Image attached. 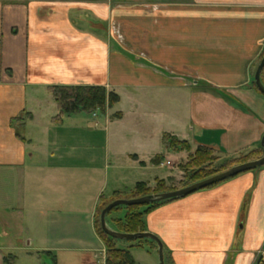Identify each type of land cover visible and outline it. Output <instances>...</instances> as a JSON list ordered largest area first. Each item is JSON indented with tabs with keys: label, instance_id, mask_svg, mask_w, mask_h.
<instances>
[{
	"label": "crops",
	"instance_id": "1",
	"mask_svg": "<svg viewBox=\"0 0 264 264\" xmlns=\"http://www.w3.org/2000/svg\"><path fill=\"white\" fill-rule=\"evenodd\" d=\"M263 55L264 0H0V264H105L102 200L173 188L198 147L262 148ZM52 87L119 102L56 122ZM165 134L190 152L166 150ZM143 222L164 264H264V166Z\"/></svg>",
	"mask_w": 264,
	"mask_h": 264
},
{
	"label": "trees",
	"instance_id": "2",
	"mask_svg": "<svg viewBox=\"0 0 264 264\" xmlns=\"http://www.w3.org/2000/svg\"><path fill=\"white\" fill-rule=\"evenodd\" d=\"M264 56V55H263ZM263 58V57H262ZM261 82L264 86V69L261 72ZM253 88L259 92L253 84ZM50 93L53 96V99L58 107L59 116L56 118V122H58L61 117H69L77 114H93L100 113L104 114L107 108H112L119 102V98L117 95L113 93H107V91L102 87H52L50 88ZM260 93V92H259ZM162 144L164 148L168 151L178 153L181 151H189V144L185 141H179L178 139L171 137L170 135H163ZM211 149L206 147H198L193 155H190L188 158V163L184 168V171L190 174V183H195L198 181L205 180L207 178L213 177L217 175V172L204 174L203 167L206 161H210L213 155ZM253 153H250V157ZM249 161L247 158H242L237 161L236 164H243ZM211 162V161H210ZM236 162V161H233ZM235 164V165H236ZM230 180V179H228ZM226 180V181H228ZM223 181V182H226ZM223 182L212 185L206 189H211ZM170 192V190H166L161 182L157 184L156 190L151 192L147 189L146 185L138 184L134 188L133 192L129 194L128 197L123 198L121 195L117 194L114 197V200H130L136 199L140 197H145L148 195H156L160 193ZM175 200V199H174ZM173 200L164 201V202H156L149 205L143 206H131L125 207L127 213L124 218V222L114 221L116 232L125 233V234H137V233H146L143 217L148 214L152 210L158 208L159 206L171 202ZM106 201H101L95 215L94 226L98 237L102 240L105 247V264H137L133 257L129 252L121 251L114 247V242L118 241L116 239L110 238L105 235L100 227V213L101 211L108 205ZM120 208L124 207H116L112 209L106 217L110 216L114 211H118ZM143 208L145 211H140ZM144 240V239H137ZM132 240V241H137ZM148 240V239H146ZM128 241V242H132ZM155 244V243H154ZM5 264H13V259L8 258L4 261Z\"/></svg>",
	"mask_w": 264,
	"mask_h": 264
},
{
	"label": "water",
	"instance_id": "3",
	"mask_svg": "<svg viewBox=\"0 0 264 264\" xmlns=\"http://www.w3.org/2000/svg\"><path fill=\"white\" fill-rule=\"evenodd\" d=\"M264 69V56L261 59L255 74H254V84L257 88V90L264 96V86L261 82V72ZM261 147L264 150V135L261 140ZM264 166V156L258 160L246 162L243 164H239L231 169H229L226 172L217 174L213 177L207 178L205 180L196 182L188 187L171 191V192H165L160 193L156 195H148L145 197H140L136 199H120L115 200L109 205H107L100 213V227L105 235L109 236L110 238L120 240V241H132L137 239H149L153 241L157 246V254H158V261L159 264H164V250L163 245L160 242V240L155 237L152 234L149 233H137V234H125V233H119L116 231L110 230L106 225V215L114 208L116 207H131V206H143V205H149L156 202H164L169 200H174L182 197H186L188 195H191L195 192L204 190L212 185H215L217 183L226 181L228 179H232L240 174L254 171L260 167Z\"/></svg>",
	"mask_w": 264,
	"mask_h": 264
},
{
	"label": "rangeland",
	"instance_id": "4",
	"mask_svg": "<svg viewBox=\"0 0 264 264\" xmlns=\"http://www.w3.org/2000/svg\"><path fill=\"white\" fill-rule=\"evenodd\" d=\"M115 37V36H114ZM116 38V37H115ZM122 41H119L120 46L124 47V45L122 44ZM185 112V111H184ZM190 147V146H189ZM181 152H190L189 151H181ZM250 153H253V155H251L250 157ZM264 156V150L262 148H257L255 150L252 151H246L244 153H241L233 158H225L222 156H218L217 153L213 152V155L210 156L211 159L210 161H206L204 167L202 168L203 171L205 172L204 174H210L213 172H217V174L223 173L228 171L229 169L237 166L238 164L237 161L239 159L242 158H247L250 161H254V160H258L260 158H262ZM236 161V162H233ZM188 163V160L186 163L183 164H178V169L180 170V172L182 173V177L180 178V180L178 182L174 183V187L173 188H165L166 190H170L171 191H175V190H179L185 187H188L194 183H190L189 179H190V174H192L191 172H189L188 174L184 171V168L186 167V164ZM246 163V162H245ZM236 164V165H235ZM199 182V181H198ZM196 183V182H195ZM164 186V184H163ZM127 213V210L125 208H120L118 211H114L113 213L110 214V216H108V228L110 230L116 231V227L114 224V221H120V222H124V218L125 215ZM140 211H143V208L140 209ZM114 247L121 250V251H125V252H129L130 253V249H132L130 255L134 258L135 262L137 264H159L158 261V254L157 251H155V249L157 248L156 244H154L153 241L151 240H137V241H132V242H128V241H116L114 242ZM149 248H153L154 251H150ZM19 264H25L22 260L19 262ZM171 264V263H168ZM259 264V263H258Z\"/></svg>",
	"mask_w": 264,
	"mask_h": 264
},
{
	"label": "built area",
	"instance_id": "5",
	"mask_svg": "<svg viewBox=\"0 0 264 264\" xmlns=\"http://www.w3.org/2000/svg\"><path fill=\"white\" fill-rule=\"evenodd\" d=\"M112 32H113V34L115 35V37L117 38L118 41H123L122 35H120V33L116 29L112 28ZM167 164L169 165L170 162L167 161Z\"/></svg>",
	"mask_w": 264,
	"mask_h": 264
}]
</instances>
